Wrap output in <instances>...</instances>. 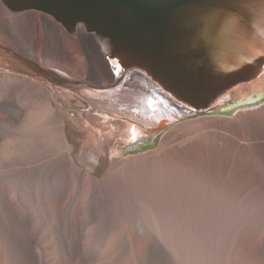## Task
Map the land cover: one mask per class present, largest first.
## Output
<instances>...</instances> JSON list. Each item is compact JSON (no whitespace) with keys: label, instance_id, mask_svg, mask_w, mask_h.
<instances>
[{"label":"bare ground","instance_id":"6f19581e","mask_svg":"<svg viewBox=\"0 0 264 264\" xmlns=\"http://www.w3.org/2000/svg\"><path fill=\"white\" fill-rule=\"evenodd\" d=\"M39 34L40 53L34 49ZM0 42L67 74L69 81L58 82L83 89L85 100L75 102L88 106L90 120H122L125 144L139 132L147 139L155 124L162 129L173 117L169 109L184 112L166 99L170 106L157 101L163 97L139 72L114 73L113 62L82 26L69 33L47 14L13 11L0 0ZM61 60L79 65V77L68 74L70 65ZM53 88L74 100V93ZM50 89L0 65V264H234L253 256L264 261L263 242L252 249L239 244L232 253L247 232L258 235L257 230L248 224L219 229L212 171L201 191L197 171L167 153L171 133L155 153L111 160V151L97 150L100 133L76 134ZM258 108L239 116L261 120L264 107Z\"/></svg>","mask_w":264,"mask_h":264},{"label":"water","instance_id":"95a60500","mask_svg":"<svg viewBox=\"0 0 264 264\" xmlns=\"http://www.w3.org/2000/svg\"><path fill=\"white\" fill-rule=\"evenodd\" d=\"M2 1L13 11L47 14L69 33L82 26L120 74L139 72L184 110L181 118L237 109L242 102L229 103L234 90L264 76V0ZM0 55L7 71L73 89L58 82L69 81L67 74L1 42Z\"/></svg>","mask_w":264,"mask_h":264},{"label":"rangeland","instance_id":"374dc122","mask_svg":"<svg viewBox=\"0 0 264 264\" xmlns=\"http://www.w3.org/2000/svg\"><path fill=\"white\" fill-rule=\"evenodd\" d=\"M13 35L19 38L18 33ZM35 45L36 52H42L44 37L37 36ZM75 58L73 55L72 60ZM59 62L63 65H70L66 68L68 74L79 77L77 76L79 65L74 66L69 60ZM127 77L122 78L127 79ZM54 90L51 88L49 94L53 96L57 106L64 107L66 116L73 124L76 134L82 136L89 130L94 134L100 133V146H97V150L100 149L99 151L105 154L111 151L109 154V158L113 155L111 160H128L146 153H155L160 148L163 137L171 133V138L167 141V153L180 165L197 171L201 191L207 190L208 176L210 174L214 176L213 190L216 191V214L219 229L223 230L225 224L234 228L248 224L257 230L258 235L254 231L247 232L244 240L234 245L232 253H237L240 245L252 249L256 243H264V118L260 120L258 116H253V119L247 115L239 116L240 113L264 107V78L259 80V84L255 83L254 87L251 85L247 87V90L236 93L229 103L242 102V104L228 113L200 114L181 118L180 112L169 109V116H173L170 117L171 120L162 122V125H165L162 129L157 130V124L151 126L148 130L151 139L136 142L132 146H125L122 142L125 139L119 127L122 120L111 115H106L109 122L103 119L90 120L88 118V106L78 104L85 100L83 89L68 90L69 93H74V100L59 90ZM250 97L251 100L247 101ZM157 101L163 106H170L163 98ZM137 136H140L141 140L146 138V136H141L140 132ZM209 171L212 172L209 174ZM225 235L226 233H223L222 236ZM253 257L248 261L238 260L234 264H264V261L261 262L263 259L256 257L252 259Z\"/></svg>","mask_w":264,"mask_h":264},{"label":"snow or ice","instance_id":"6c2138e0","mask_svg":"<svg viewBox=\"0 0 264 264\" xmlns=\"http://www.w3.org/2000/svg\"><path fill=\"white\" fill-rule=\"evenodd\" d=\"M119 69V66L117 65V70ZM133 140H135V136L133 135L132 137Z\"/></svg>","mask_w":264,"mask_h":264}]
</instances>
